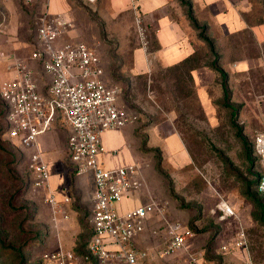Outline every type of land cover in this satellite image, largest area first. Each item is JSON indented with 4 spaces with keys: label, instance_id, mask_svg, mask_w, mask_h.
<instances>
[{
    "label": "rangeland",
    "instance_id": "obj_1",
    "mask_svg": "<svg viewBox=\"0 0 264 264\" xmlns=\"http://www.w3.org/2000/svg\"><path fill=\"white\" fill-rule=\"evenodd\" d=\"M66 1L74 18L64 34L67 41L93 48L105 79L120 88L119 100L141 133L144 155L134 161L144 166L150 193L168 207L170 197L181 210L182 222L194 233L198 264H264V215L255 218V204L244 193L260 168L251 143L264 129V0H233L244 29L227 36L195 0H173L171 15L183 30L179 48L187 56L170 65L148 56L156 46L155 24L145 27L133 11L137 0H121V5L118 0ZM44 2L0 0V83L10 76V58L32 50ZM134 50L141 71L137 75L132 73ZM1 114L0 100V264H56L45 255L86 241L90 206L71 201L66 214L53 212L44 190L32 185L28 155L2 135ZM162 122L190 155L183 167L151 148L170 136L162 137V132L157 136L161 141H147V132ZM171 149L164 153L171 157ZM221 199L233 207L236 218L221 217ZM239 224L246 233L242 247L233 245Z\"/></svg>",
    "mask_w": 264,
    "mask_h": 264
},
{
    "label": "built area",
    "instance_id": "obj_2",
    "mask_svg": "<svg viewBox=\"0 0 264 264\" xmlns=\"http://www.w3.org/2000/svg\"><path fill=\"white\" fill-rule=\"evenodd\" d=\"M70 26L61 14L43 12L29 55L10 58L7 70L13 75L0 83L5 137L28 155L32 185L44 190L45 202L56 213L57 200L49 189L50 173L38 138L58 121L67 126V154L73 169L92 173L88 254L98 264H137L147 253L135 247V239L144 230L147 216L158 209L157 205L154 201L140 202L119 213L114 205L139 188L140 168L132 164L108 169L100 157L101 133L125 126L134 116L119 104L120 88L105 79L101 58L95 50L82 41H59ZM31 62H37L47 75L48 82L42 88L38 84L39 72ZM252 144L260 165L257 190L264 197V129L254 134ZM217 207L222 218L237 217L226 200L221 199ZM184 240L182 234H176L169 248L181 247ZM245 242V228L239 224L233 245L242 247ZM45 257L56 264H77L88 258L61 247Z\"/></svg>",
    "mask_w": 264,
    "mask_h": 264
},
{
    "label": "crops",
    "instance_id": "obj_3",
    "mask_svg": "<svg viewBox=\"0 0 264 264\" xmlns=\"http://www.w3.org/2000/svg\"><path fill=\"white\" fill-rule=\"evenodd\" d=\"M118 1H120L121 5V0ZM195 2L208 14L212 21L217 23V28L224 29L226 36L244 29L243 20L233 0H195ZM137 4L133 6V9H135L133 11L136 14L139 12L138 17L145 22V27L148 29L151 21L155 24L154 41L156 46L152 51L148 52L149 54L147 53L148 56L152 55L155 60L162 62L164 65H170L177 60L185 58L187 53H184L181 50L182 48H179L183 30L181 25L171 15V6L174 5V1L137 0ZM43 11L49 14H61L70 23L74 19L71 15L70 5L66 0H45ZM66 32L68 33V31ZM59 41L61 43L66 42V35L63 34ZM136 50H134L133 57L136 64L134 68L132 67L133 75H137L139 70L136 61ZM139 60L141 62V56ZM31 65L36 67L39 72V87H44L48 82L47 75L44 74L37 62H31ZM7 71L10 76L13 75L12 71ZM118 102L122 105L119 98ZM164 123H158L152 130L147 132V137H149L147 141L157 138L162 132H164L161 135L162 137L170 136L165 137L166 140L163 141L157 138L161 143L155 144L151 148L159 149L166 157L170 158L176 167H183L190 162V155L182 141L172 131V128ZM170 131H172V134ZM68 132L69 128L61 121H58L53 129L38 138V147L42 151L43 159L47 163L50 173L49 189L54 193L57 200L56 214H66L67 207L71 205V201L75 205L88 204L90 206L89 210L92 209L93 204L92 173L90 171L75 172L73 169L67 154ZM150 134L152 135L151 137ZM101 146L103 151L100 157L106 168L115 169L132 164H137L140 168L141 182L139 188L121 197L114 205L116 210L119 213H124L134 205L137 206L140 202L147 201H154L158 208L147 216L144 230L135 239V247L147 253V256L141 258L137 264H194L195 262L198 264V259H195L196 254L193 250L194 233L187 228V223L182 222L183 219H181L179 214L181 210L175 209V202L170 197L168 198L170 207H168L167 203L158 200L150 193L144 177L145 168L134 161V158L144 155L141 149V133L137 131L134 121L120 128L103 131L101 133ZM170 147H172L171 157L164 153L165 150L169 151ZM176 148L178 151L176 150L173 153ZM25 151L27 153V150ZM168 214L171 215V218ZM158 221H161L160 225L157 223ZM176 234H182L185 240L181 247L172 250L169 248V244ZM59 247L62 248V246ZM99 264L113 263L101 262Z\"/></svg>",
    "mask_w": 264,
    "mask_h": 264
},
{
    "label": "trees",
    "instance_id": "obj_4",
    "mask_svg": "<svg viewBox=\"0 0 264 264\" xmlns=\"http://www.w3.org/2000/svg\"><path fill=\"white\" fill-rule=\"evenodd\" d=\"M190 20H191V22L193 23L194 26H197L196 20L194 18L190 17ZM202 38L205 41V43L207 44V46L212 50V43L208 39V37L202 36ZM223 91H224V99L226 100V99L229 98V96H228V93H227V88H226V84L225 83H223ZM1 104H2V114H1L2 115V128H1V131H2V135L4 136V138L7 139L5 137L6 128H5V122H4L5 106H4V104H3L2 101H1ZM232 125L234 127H237L234 122H232ZM8 141H10V140H8ZM251 148H252V152L254 154L255 161L259 165L258 158H257L256 153L254 152L253 144L252 143H251ZM249 164L251 166L253 164V161L252 160H249ZM259 167H260V165H259ZM259 170H260V168H259ZM258 176H259V171H258L257 174H255V180H249L248 182H246L245 191H244V193L249 198H251L252 202L255 204V218L256 219H260L261 218V214L264 215V206H263L264 197L257 190V182H256V180H257ZM254 187H255L256 191L261 195V197L263 198V200L262 199H259L257 197L256 191H255V195L252 193V189ZM256 211H259V215L258 216L256 215ZM89 236H90V230H89V233H88V236H87L86 241L83 242V243H81V244H79L74 249H72L73 252L77 256H88V258H86L85 260H82V261L78 262L77 264H98V262L96 261V259L93 256L89 255L88 254V251L86 250V244H87V241L89 239Z\"/></svg>",
    "mask_w": 264,
    "mask_h": 264
},
{
    "label": "water",
    "instance_id": "obj_5",
    "mask_svg": "<svg viewBox=\"0 0 264 264\" xmlns=\"http://www.w3.org/2000/svg\"><path fill=\"white\" fill-rule=\"evenodd\" d=\"M258 181V178H257V180H256V182Z\"/></svg>",
    "mask_w": 264,
    "mask_h": 264
}]
</instances>
